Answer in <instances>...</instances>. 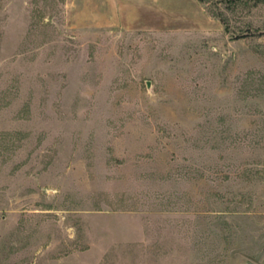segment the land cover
Segmentation results:
<instances>
[{
	"label": "rangeland",
	"instance_id": "374dc122",
	"mask_svg": "<svg viewBox=\"0 0 264 264\" xmlns=\"http://www.w3.org/2000/svg\"><path fill=\"white\" fill-rule=\"evenodd\" d=\"M201 2L0 0V264H264V0Z\"/></svg>",
	"mask_w": 264,
	"mask_h": 264
},
{
	"label": "crops",
	"instance_id": "0c3cea01",
	"mask_svg": "<svg viewBox=\"0 0 264 264\" xmlns=\"http://www.w3.org/2000/svg\"><path fill=\"white\" fill-rule=\"evenodd\" d=\"M100 15L119 17V25L127 29L176 30L172 22L179 18L194 17L205 12L200 0H89ZM165 22L167 24H165ZM184 29V28H182Z\"/></svg>",
	"mask_w": 264,
	"mask_h": 264
},
{
	"label": "trees",
	"instance_id": "16d2710c",
	"mask_svg": "<svg viewBox=\"0 0 264 264\" xmlns=\"http://www.w3.org/2000/svg\"><path fill=\"white\" fill-rule=\"evenodd\" d=\"M201 1V0H200ZM212 16H214V17H217L216 15H213V14H211ZM219 20H220V22L224 25L225 23H224V20L222 19V18H220V17H217ZM225 30H227L226 29V27H225Z\"/></svg>",
	"mask_w": 264,
	"mask_h": 264
},
{
	"label": "water",
	"instance_id": "95a60500",
	"mask_svg": "<svg viewBox=\"0 0 264 264\" xmlns=\"http://www.w3.org/2000/svg\"><path fill=\"white\" fill-rule=\"evenodd\" d=\"M249 264V263H248Z\"/></svg>",
	"mask_w": 264,
	"mask_h": 264
}]
</instances>
